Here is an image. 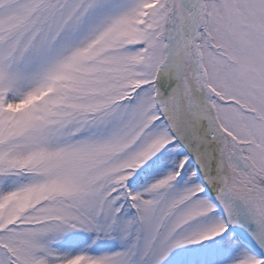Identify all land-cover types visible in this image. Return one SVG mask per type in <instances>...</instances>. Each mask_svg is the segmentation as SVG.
<instances>
[{
	"label": "snow or ice",
	"instance_id": "snow-or-ice-1",
	"mask_svg": "<svg viewBox=\"0 0 264 264\" xmlns=\"http://www.w3.org/2000/svg\"><path fill=\"white\" fill-rule=\"evenodd\" d=\"M0 264H264V0H0Z\"/></svg>",
	"mask_w": 264,
	"mask_h": 264
}]
</instances>
